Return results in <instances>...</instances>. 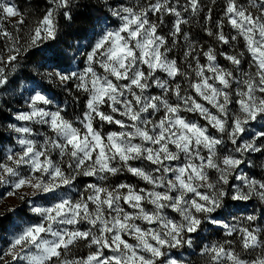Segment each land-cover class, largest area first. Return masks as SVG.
I'll use <instances>...</instances> for the list:
<instances>
[{
    "label": "snow or ice",
    "instance_id": "snow-or-ice-1",
    "mask_svg": "<svg viewBox=\"0 0 264 264\" xmlns=\"http://www.w3.org/2000/svg\"><path fill=\"white\" fill-rule=\"evenodd\" d=\"M77 6L50 0L25 39L24 15L0 0V90L11 83L7 66L44 46L49 81L85 96L84 111L70 119L37 84L14 113L19 123L7 125L15 142L0 151V184L10 195L30 189L43 203L26 201L36 220L13 231L0 264H186L180 250L205 223L238 233L241 248L231 240L205 245L209 264H264L255 215L241 226L217 219L229 199L264 204V176L241 171L251 164L245 156L264 153V0H226L215 31L209 9L204 31L215 44L207 48L182 27L202 11L201 0H104L114 22L79 53L82 68L65 70L61 63L75 57L48 42ZM166 16L175 19L165 35ZM125 174L143 186L112 183ZM83 178L94 179L81 188ZM81 243L91 249L86 256L73 252Z\"/></svg>",
    "mask_w": 264,
    "mask_h": 264
},
{
    "label": "rangeland",
    "instance_id": "rangeland-1",
    "mask_svg": "<svg viewBox=\"0 0 264 264\" xmlns=\"http://www.w3.org/2000/svg\"><path fill=\"white\" fill-rule=\"evenodd\" d=\"M14 1H17L20 6L23 7L30 0ZM80 1L81 0H77V4H79ZM98 1L104 6V0ZM38 2H40V5L35 7V10L37 11H35L34 15L30 16L31 18L28 20V22L24 21V24L22 26V35L25 37V39L27 37L29 29L35 26L36 22L43 17L46 10L50 7V0H39ZM242 2H245V0H242ZM225 5L226 0H201L202 11L200 13L205 11V9L207 10V7H211L215 11H219V19H221L224 14ZM153 19H155V17ZM174 19L175 18L172 16H166L164 18V24L160 28L161 34L166 35L169 32ZM18 20L19 17L11 18L5 23V27L9 31H14L12 28V24L16 23ZM106 22H114V18L110 17L109 12L107 18L102 23L101 29L105 26ZM197 25L204 30V27L200 26V24L196 23V26ZM215 26H211L213 31H215ZM231 31V28L226 25L225 34H229L231 33ZM208 37L205 43H202L203 45H205V48H207V46L209 45L215 44L214 38L209 37L208 39ZM194 40L197 41V39ZM21 42H23V40ZM5 44L6 41L0 38V50L5 49ZM240 48H243L242 42L240 43ZM38 50L40 52H44L42 46ZM6 55L7 53L5 52V56ZM220 62L224 65L227 64V62L223 59H221ZM82 67L83 59L82 63L80 64L78 61H76L70 67V69L79 70ZM52 70L53 69H48L47 67H45L43 65V61H30V59H26L23 54L17 61L7 66L6 72L11 80V83L6 89L0 90V130L3 131L5 135V141L0 143V151L12 147L15 142V134L8 132L6 129L9 123H19L15 121L14 113L17 110H20L25 107L24 99L29 94L26 89L35 87L37 84L42 85L40 82L43 81L46 87H50V89H47V91L51 95L55 96L56 92L57 94H60L64 97L70 96V98H74L77 100V102H79V98L77 99V94H80L82 97H84L85 100V96L82 93H76L75 91H73L72 93L66 94L65 91L62 90V86L60 85L58 80L52 79L51 81H49L48 77L46 76V73ZM66 70H69V68ZM34 76L37 77L36 80L33 79ZM46 87L44 88L46 89ZM55 97L57 98L58 96ZM77 106V108H80L79 103ZM83 111L84 105L81 113ZM3 114L8 115V121L4 122V120L1 119V116H3ZM74 118L75 117L70 119ZM259 123L260 122H256L255 124H253L251 126V130L256 131ZM111 130L117 129L115 126L105 125V132ZM245 159L251 161V164H245L244 166H242V172L252 176H256L257 178L264 176V168H261V165L264 164V153H252L250 156H245ZM92 179L94 178H83L79 187L82 188L84 183H87ZM125 180L129 183L143 186L142 181H138L136 178L132 177L129 174L112 178V183H118ZM12 191L13 190L8 185L0 184V217H8L7 225L3 230H0V248L6 247V241L11 238L13 231H19L20 227H22L23 225L29 222H34L36 220V217L28 212L29 204L26 201L31 200L36 201L37 203H43V201L37 200L36 197L27 195V193L30 192V189H22L17 191L15 194L10 195L9 193H11ZM20 196H25V199L21 200ZM262 208L264 209V204H261V202H259V200L255 198H253L251 201H232L229 199L225 201V206L217 214V219H222L227 223H235L238 226H241L247 225L249 223L245 219L248 215H255L257 217V220L255 222H251V226L254 228H264V210H262ZM227 240L233 241V247L237 251H241L238 233H234L232 236H229L227 235L226 230L222 226L218 224L205 223L202 229L200 230L199 234L193 235L192 244L190 246H185L186 250H180L182 253V258L186 261V264H209L208 257L202 254V248L205 245H210L212 243L217 242L222 243ZM90 250L91 249H89L85 244L81 243L78 248L73 250V252L77 256H86Z\"/></svg>",
    "mask_w": 264,
    "mask_h": 264
},
{
    "label": "trees",
    "instance_id": "trees-1",
    "mask_svg": "<svg viewBox=\"0 0 264 264\" xmlns=\"http://www.w3.org/2000/svg\"><path fill=\"white\" fill-rule=\"evenodd\" d=\"M39 0H30L23 7L17 1L12 0L14 4H16L20 10V12L25 17V22L31 18L30 16L34 15L35 7L40 5ZM78 6L73 10V18L72 20L66 21L63 16L59 19V33L54 41H49L48 45L55 47L57 50L64 52L69 57H75L71 61V65L69 66L67 63H61V67L65 70L71 67L76 61L82 63L83 57L79 54L87 50V46L90 45L96 35L99 34L103 21L107 18L108 12L107 9L100 3L98 0H81ZM211 9V26H215L216 22L219 19V11H215L211 7H207V10L203 11L199 15L193 17L189 14L188 25H183V30L188 32L193 39H197V41L202 44L205 43L207 39V34H205L204 30L199 27H204L206 24L205 17L208 15V10ZM39 11V10H38ZM42 14V13H41ZM183 38L181 37V40ZM209 39V37H208ZM205 46V45H204ZM43 51L46 49L44 46ZM44 52H40L38 49H33L26 55L23 54L26 59H30V61H43V65L48 69H52V66L45 60ZM34 80L37 79L36 76L33 77ZM44 87L45 84L43 81L40 82ZM46 89H50V87H46ZM55 96L63 102L66 106V114L68 118H73L79 116L81 114L83 105H84V97L80 94H77L79 98V102L76 99L70 98V96H62L55 92ZM79 103L80 108H77ZM8 115L1 116V119L4 122L8 121ZM5 141V135L3 131L0 130V143ZM262 210H264L262 208ZM8 217L2 216L0 217V230H3L7 225Z\"/></svg>",
    "mask_w": 264,
    "mask_h": 264
}]
</instances>
